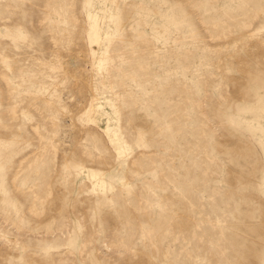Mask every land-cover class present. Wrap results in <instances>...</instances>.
<instances>
[{
    "label": "rangeland",
    "instance_id": "1",
    "mask_svg": "<svg viewBox=\"0 0 264 264\" xmlns=\"http://www.w3.org/2000/svg\"><path fill=\"white\" fill-rule=\"evenodd\" d=\"M0 264H264V0H0Z\"/></svg>",
    "mask_w": 264,
    "mask_h": 264
},
{
    "label": "bare ground",
    "instance_id": "2",
    "mask_svg": "<svg viewBox=\"0 0 264 264\" xmlns=\"http://www.w3.org/2000/svg\"><path fill=\"white\" fill-rule=\"evenodd\" d=\"M103 35L101 30L98 27H94L91 33V43L92 44H99L103 40ZM90 56L94 59L96 57V50L91 47L90 48Z\"/></svg>",
    "mask_w": 264,
    "mask_h": 264
}]
</instances>
